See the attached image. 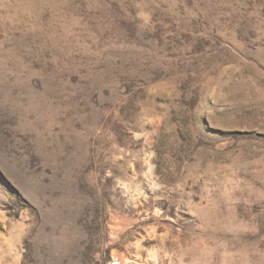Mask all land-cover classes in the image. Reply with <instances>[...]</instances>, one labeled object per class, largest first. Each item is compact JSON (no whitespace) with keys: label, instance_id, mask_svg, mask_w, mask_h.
Segmentation results:
<instances>
[{"label":"rangeland","instance_id":"1","mask_svg":"<svg viewBox=\"0 0 264 264\" xmlns=\"http://www.w3.org/2000/svg\"><path fill=\"white\" fill-rule=\"evenodd\" d=\"M0 264H264V0H0Z\"/></svg>","mask_w":264,"mask_h":264}]
</instances>
